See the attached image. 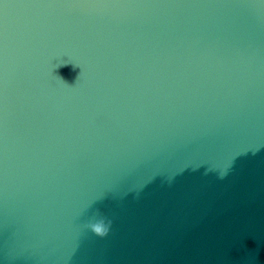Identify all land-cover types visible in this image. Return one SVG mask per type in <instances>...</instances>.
<instances>
[{
  "label": "water",
  "instance_id": "1",
  "mask_svg": "<svg viewBox=\"0 0 264 264\" xmlns=\"http://www.w3.org/2000/svg\"><path fill=\"white\" fill-rule=\"evenodd\" d=\"M0 264H264V0H0Z\"/></svg>",
  "mask_w": 264,
  "mask_h": 264
},
{
  "label": "clouds",
  "instance_id": "2",
  "mask_svg": "<svg viewBox=\"0 0 264 264\" xmlns=\"http://www.w3.org/2000/svg\"><path fill=\"white\" fill-rule=\"evenodd\" d=\"M111 223L112 222L110 220L100 217L99 219L90 221L87 225H85V227L96 236L103 238L108 235Z\"/></svg>",
  "mask_w": 264,
  "mask_h": 264
}]
</instances>
